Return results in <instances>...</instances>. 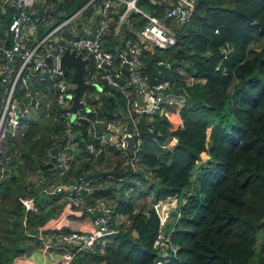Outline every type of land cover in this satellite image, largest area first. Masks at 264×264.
Returning <instances> with one entry per match:
<instances>
[{"label":"trees","instance_id":"obj_1","mask_svg":"<svg viewBox=\"0 0 264 264\" xmlns=\"http://www.w3.org/2000/svg\"><path fill=\"white\" fill-rule=\"evenodd\" d=\"M90 2H47L57 6L60 17L44 33L87 6L84 18L98 12ZM137 6L153 17H167L165 0H138ZM38 9L37 5L35 16L49 19L45 10L37 15ZM113 11L110 19L118 20ZM15 14L12 7L0 6V48L7 44ZM46 20L38 27L46 25ZM130 22L138 31L147 20L132 13ZM113 30H109L111 35ZM174 34L175 46L142 50V76L152 87L168 82L166 92L183 96L186 105L180 118L175 116L174 105H167L164 115L140 117L143 143L137 174L114 146L100 155L88 151L87 143L92 142L88 129L96 114H84L88 120L74 127L82 158L79 164L71 163L63 181L77 183L81 176L93 181L94 196L111 208L113 221L123 217L127 222L118 227L120 233L111 243L79 252L72 264H156L161 260L154 247L160 221L154 205L177 195L186 199L172 234L178 252L164 264H264V239L259 245V236L264 233V0H196L192 14ZM128 38L134 36L128 33ZM110 39L106 35L103 41L112 51ZM121 48L125 50L124 45ZM114 67L119 68L117 54ZM104 83L101 81L103 90L99 93L102 110L107 111L104 120L114 123L120 117L118 107L126 99L121 91ZM52 116L55 121H49L44 131L39 123L22 119L28 130L18 144L21 163H11L9 176L0 174V264H13L31 243L41 246L32 237L38 227L45 226L63 208L75 209L64 200V192L41 198L42 186L36 187L33 180L24 182L33 176L44 180L43 175L44 187L59 186L54 181L60 177L57 170L40 165L51 161L50 154L66 133L63 119ZM174 138L177 145L164 148ZM13 141L8 138L9 143ZM67 147L65 141L62 151ZM145 188L152 203L137 209L136 199ZM129 190L138 191L139 196L127 194ZM29 196L36 198L38 214H27L21 204L20 199ZM46 203L61 205L45 213Z\"/></svg>","mask_w":264,"mask_h":264},{"label":"built area","instance_id":"obj_2","mask_svg":"<svg viewBox=\"0 0 264 264\" xmlns=\"http://www.w3.org/2000/svg\"><path fill=\"white\" fill-rule=\"evenodd\" d=\"M40 0H0V6H10L15 11V16L10 23V37L5 47L0 48V156H5L4 151L11 153L6 158L0 160V174H3L11 165L16 162L21 163L18 152L10 149L8 138L20 141L23 137L22 119L28 118L31 113L32 103L35 101L32 90L33 81L44 85L50 94L45 104V115H55L63 119L66 124L67 146H74L77 143L75 138L78 133L75 131L81 120H88L84 114H97L102 111L103 102L98 90L87 89L82 94V102L85 109L74 115L71 112L73 105L74 90L77 84L73 81L74 69L70 70V75L66 76L61 66L63 55L68 51H75L80 54L86 51L85 57H94L93 62L88 66L85 81L90 85H100L101 81L107 82L109 86L121 91L126 99L129 124L122 126L120 120L114 123H107L108 128H115L116 132L105 131L113 136H117L118 143L115 144L106 138V133L100 134L97 130V121H90L91 126L88 131L92 137V142L87 143V149L92 155H100L107 152L111 146L116 147L126 164L136 171L139 162V154L142 149L143 140L138 128L136 117L146 115L153 118L163 115L166 112L168 99L173 98L175 104L183 108L185 98L175 94L167 93L168 83H161L150 86L142 76V61L139 45L148 44L152 48L167 50L175 46L177 40L175 34L166 26L165 22L141 11L137 6L138 0H91L90 5L97 7L99 25L95 30L87 35L79 36L71 32V37L63 36V30L72 25L76 20L84 18L83 12L86 8L69 17L59 26L50 31L44 38H37L36 26L45 22V18L36 17L34 8ZM168 7L167 19L186 21L192 14L196 0H165ZM116 4L124 7V14L119 17V23L114 28L115 34L121 30V26L130 18L132 13L141 14L147 23L136 33V39L127 43L125 51H109L105 48L103 38L109 33L110 12ZM10 42V43H9ZM9 43V45H8ZM115 54L119 61V68L114 67ZM51 60V64L47 61ZM17 62L20 66L17 68ZM130 71V76H126L122 70ZM22 92L19 93L18 89ZM143 95V100L137 96ZM37 109L39 108L38 105ZM180 110L176 115L180 117ZM83 113V114H82ZM105 122V120L103 119ZM123 132V136L120 135ZM134 139L132 151L128 150V139ZM176 140V139H175ZM3 147H5L3 151ZM67 147V148H68ZM165 148H168L165 146ZM7 153V154H8ZM52 158V153L50 154ZM55 168L60 177L71 171V162L66 151L60 152ZM36 185H43V180H36ZM91 189V182L85 176L79 177L73 192L65 196L66 201L74 204L77 209L87 208L83 195ZM63 190L59 186L44 188L42 193L50 196H58ZM181 198L179 195L170 197L165 201H160L154 205V210L159 217L160 229L155 240L154 247L159 250L161 260L156 264H164L172 255H176L178 247L172 242L174 231H166L167 225L181 218L179 210L174 218L173 211L177 208L175 202ZM27 214H38L39 208L35 198L29 196L20 199ZM186 199H184V204ZM99 207L103 211V216L98 217L89 230L85 233L57 231L54 238V246L46 245V249L58 250L61 258L55 264H72L76 255L81 251L93 249L100 243H110L119 235L120 230L113 221V211L103 202H99ZM174 209L172 212L171 210ZM27 218H24L26 225ZM42 239V238H41ZM78 245V248L73 246Z\"/></svg>","mask_w":264,"mask_h":264},{"label":"crops","instance_id":"obj_3","mask_svg":"<svg viewBox=\"0 0 264 264\" xmlns=\"http://www.w3.org/2000/svg\"><path fill=\"white\" fill-rule=\"evenodd\" d=\"M51 1L52 0H40L39 1L38 6H39L40 9H38V11L36 10L37 15H38V12L45 10V15L49 19L46 20V25L40 26V27H38V25L36 26L37 38L38 39L43 38L44 37L43 35L46 34V33H44V32H46L45 30L50 28V27H52V26L54 27L56 25V20L60 17V14L55 9V7H57V6L54 5V3L49 5V6L47 5V2H51ZM112 10H114L113 11L114 17L116 18L118 16V20H115L114 18L110 20V23H109L110 24L109 28L111 27L110 29H113V28H115L118 25L119 17L124 14V7L119 5V4H116ZM48 12H56V14L55 15H49ZM160 19H162L165 22L166 26L174 33V30L171 27L172 24L171 23L168 24L169 20L166 18V16L164 18H160ZM173 21H174L173 24L179 25V27H180V24H182V22H179L177 20H173ZM98 25H99L98 12H96V10H94V12L89 17L83 18V19H81L79 21L76 20L72 25H70L67 28H65L63 30V36L66 37V38H69V37H71V32H75L79 36H84V35L92 33ZM38 30H39V33H38ZM136 31H137V28H135L131 24L130 18H128L125 21V24H123L121 26V30L117 34H115L114 30H113L112 35L110 33H108V36H111L110 43L112 44V47H113L112 51L113 52H115L117 50L123 51L122 48H121L123 45L126 48L128 42H130L131 40L136 39V34H137ZM128 33H131L134 36V39H129L128 38ZM144 49H148L150 51L153 50L152 46H150L148 44L141 43L139 45L140 53ZM183 77H185V75H183ZM164 83H168V82H164ZM104 84L108 85L107 83H104ZM99 86L101 87V90H98V93L102 92V90H103L101 84ZM32 90H35L34 91L35 101L32 103L33 106H32V109H31L30 116L28 117L29 121H33L34 123H39V124H43V123L47 124L49 121L50 122H54L55 121V117H53L52 115H45V113H44L45 112V104L48 102V98L47 97L49 96L50 91L44 85L39 84L37 81H33ZM137 98L139 99L138 96H137ZM168 104L174 105L175 108H176V111L177 110L181 111L186 105V100H185L183 108L181 106H179L178 102L175 104V100L173 98H169L168 99ZM36 105H38V107H39L38 109H37ZM118 114L120 115L119 120H120L122 126L127 127L126 126L127 121H124V118H126L127 120L129 118V113H128V108H127L126 101H125V104L123 106H119L118 107ZM106 115L107 114L103 115L102 120L104 119V117ZM141 117L146 118L147 116L142 115ZM139 119H140V117L137 118L138 122H139ZM148 119H149V117H148ZM96 121H97V116H96ZM45 129H46V127L42 131H44ZM97 130H98V128H97ZM106 130L109 131L108 127L104 130V133H106V136H107V134H109L110 137H115V138L117 137L115 134L113 136H111L110 133L105 132ZM98 132H99V130H98ZM171 141L172 140H170L168 143H166L164 145V148H165V146H167L168 148H166V149L170 150L174 146H176V145H172ZM9 144H10V149L11 150H16L18 152L19 158H21V155H20L19 150H18L19 142L14 140L13 144H11V143H9ZM134 144H135V142H134ZM81 151L82 150L78 147V145H74V146L72 145V146H70V147H68L66 149V152L68 153V156H69V159H70L71 163H78L79 164L81 162V158H82V152ZM7 153H8L7 151H4L3 154H5V156L4 157H0V159L6 158L7 156H9L11 154V153L7 154ZM22 162H23V159H22ZM138 164H139V162L136 165V171L135 172H134L133 168L130 166L134 174H137V172L139 171ZM201 167L202 166H199L197 168V172H198L197 174H199V171H200ZM12 169H13L12 167L11 168L9 167L6 170L9 173L5 174V172H6L5 171L2 174L3 177L4 176L5 177L9 176L12 173V171H11ZM54 169H56L55 166H54V168L52 170H54ZM52 170H50V171H52ZM145 172H146L148 178H151V172L148 171V170L145 171ZM43 177L46 179V177L42 175V178ZM36 180H40L41 181L42 179L37 177V179H35L33 181H36ZM63 180L64 179L62 177H59V178H56V180H54V181L63 190V192H64V200H66L65 196L67 194H69V193L74 191L75 186H76V181L72 180L71 182L66 183ZM93 180L95 181V178H93ZM91 183H93V181ZM96 184H97V182H96ZM34 185L36 187L41 186V185H36L35 182H34ZM43 185H42V188H41V191H40L41 196H42L41 198H44L45 195H46L45 193L44 194L42 193V190L44 188H46ZM147 190H148V188H145L143 190L144 192L143 191L140 192V195H141L142 192H143V194L147 193ZM127 192H128L127 194L135 193V194H137V196L139 195L138 191L129 190ZM94 195L95 194H94V191H93V185H91L90 191L83 195V201H84L86 207L93 209L92 212H86L84 209H77L75 206H74L75 209L73 210V209H71L68 206L66 208H63L59 212L55 213L54 216H52L49 219V221L45 224V226L38 227L37 232L35 233L34 237H36V239H38L39 242H41L42 245L41 246H37V245L32 244V243L29 244L27 252L23 255V257L16 259L13 264H55L61 258L60 252L58 250L53 249V248L46 249L45 247H46V245L54 246V244H55L54 236H55V234L57 232V228H62L61 231H65V232L85 233V232H87L89 230V228L92 226V224L95 222V220L98 217L103 216V211L99 207V202H103L105 204V201L103 199H100V198L94 196ZM183 197L184 196H182L181 198L177 199V201L175 202V205H176L177 208L173 212L174 218L177 216L179 210L181 209V207L184 204V199L185 198H183ZM35 200H36V198H35ZM58 204L59 203H52V204L50 203L48 205V203H46L47 208L45 210V213H48L51 210L52 207H56ZM69 204H72V203H69ZM114 222H115V224L117 225V228H118L121 224H123V223H125L127 221L125 220V218L119 217V218L115 219ZM175 227H176V223L174 221H171L167 225L165 230L171 232V231L175 230ZM100 244L102 245V243H100ZM106 244H108V243H105V245ZM73 247L74 248H78V245H75Z\"/></svg>","mask_w":264,"mask_h":264},{"label":"water","instance_id":"obj_4","mask_svg":"<svg viewBox=\"0 0 264 264\" xmlns=\"http://www.w3.org/2000/svg\"><path fill=\"white\" fill-rule=\"evenodd\" d=\"M49 15H55L56 12H48ZM10 43V42H9ZM8 43V45H9ZM86 54V51L83 50L80 54L77 55V53L75 51H70L68 50L62 57L61 60V66L62 69L65 72L66 76L70 75V70L74 69L75 73L73 75V81L77 84V87L72 90V92L74 93V97H73V105L71 107V112L74 115H77V113L81 110L85 109V105L82 102V94L84 93L85 90L87 89H91V88H95L97 90H101V87L99 85H90L87 84L85 81L86 75H87V71H88V66L93 62L94 57L92 55H90L88 58H84ZM48 64H51V60L47 61ZM122 72L126 75V76H130V71L123 69ZM140 100H143V95L139 94L138 95ZM107 114L106 110H103L99 113H97V128L99 130L100 134L104 133V130L108 127L107 124L105 122H103L102 117L103 115ZM144 116H146L144 114ZM109 131L112 132H116L115 128H108ZM123 132H120V135L123 136ZM66 133H62L61 134V138L58 141L53 153H52V159L49 163H40V165L46 169H48L49 171L52 170L54 168V166L57 163V159L58 156L62 150V148L65 145V141H66ZM107 139L111 140L113 143L117 144L118 143V139L115 137H110L109 134H107L106 136ZM172 145H177V140L172 139ZM128 143H129V147L128 150L132 151L133 147H134V139L133 138H129L128 139ZM9 173L8 171L5 172V174Z\"/></svg>","mask_w":264,"mask_h":264},{"label":"rangeland","instance_id":"obj_5","mask_svg":"<svg viewBox=\"0 0 264 264\" xmlns=\"http://www.w3.org/2000/svg\"><path fill=\"white\" fill-rule=\"evenodd\" d=\"M171 27L173 28V30H177L178 28H179V25H175V24H172L171 25ZM259 46H257V47H255V48H258ZM188 77L185 75V79H187ZM176 109V108H175ZM173 114H170L169 116H172ZM175 116H177V115H175ZM178 117V116H177ZM129 118H128V120L126 119V118H124V121H127V123L129 124ZM35 124H37V123H35ZM40 126V128H45L46 126H47V124L46 123H43V124H39ZM27 126L26 125H23V128H25V132H24V135L23 136H25V134H26V132H27V130H28V127L26 128ZM22 139V138H21ZM20 139V141H18L19 143L22 141ZM11 144H13V142L11 143ZM206 157V156H205ZM208 158L206 157L205 158V160H207ZM203 164H205V162L203 163ZM198 175V174H197ZM197 175H196V172H195V176L197 177ZM29 176V175H28ZM35 179H37V177L36 176H33V177H28V178H26V180L24 179V182H25V184H27V182L29 183L31 180H35ZM23 184V183H22ZM21 192H22V190H21ZM144 192V191H143ZM143 192L141 193V197H139V198H137L136 199V201H137V203H136V205H137V209H139V208H142L144 205H150V203H152V197L151 196H148L147 197V193H144L143 194ZM137 196V194H135V197ZM139 196V195H138ZM134 198V197H133ZM164 201V200H163ZM60 204V203H59ZM61 205V204H60ZM174 209H172L171 210V212L173 211ZM174 212V211H173ZM133 235L134 236H136V234L135 233H133ZM35 235H33L32 237H34ZM259 245L261 246L262 245V243H263V239H264V233L262 232L261 234H260V236H259ZM35 245H37V244H35ZM104 245H105V242H103L102 243V247H104Z\"/></svg>","mask_w":264,"mask_h":264},{"label":"bare ground","instance_id":"obj_6","mask_svg":"<svg viewBox=\"0 0 264 264\" xmlns=\"http://www.w3.org/2000/svg\"><path fill=\"white\" fill-rule=\"evenodd\" d=\"M42 113V112H41Z\"/></svg>","mask_w":264,"mask_h":264}]
</instances>
